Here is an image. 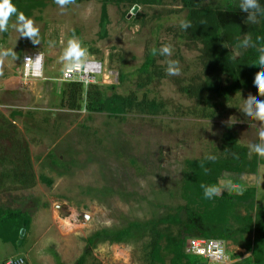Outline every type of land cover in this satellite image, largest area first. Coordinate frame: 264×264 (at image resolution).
I'll return each instance as SVG.
<instances>
[{
	"label": "rangeland",
	"instance_id": "374dc122",
	"mask_svg": "<svg viewBox=\"0 0 264 264\" xmlns=\"http://www.w3.org/2000/svg\"><path fill=\"white\" fill-rule=\"evenodd\" d=\"M241 3L205 0L204 4L224 10ZM135 6L137 14L128 19ZM187 15L180 0H89L63 7L47 1L24 18L38 29L33 38L21 34L24 20L7 17L6 30L0 32V118L27 142L36 186L0 195V206L23 210L30 221L24 239L15 244L0 242V264L12 258H24L27 264H74L97 232L122 230L131 222H154L169 209L184 205L180 194L186 162L220 156L228 129L250 157L255 145H264L260 136L264 121L245 114L247 97L264 99L256 90L222 101L212 119L202 117L203 106L183 92V87L196 85L203 76L198 60L201 47L181 38V21ZM73 38L85 51L81 60L100 62L110 74L109 85L79 88L76 109L69 108L68 96L75 84L57 82L74 62L62 59ZM165 46L169 53H163ZM247 48L243 43L230 51L239 58ZM153 49L162 76L141 88L146 77L139 70ZM31 53L43 55L44 77L25 82L23 57ZM169 67L178 71L169 74ZM93 89L106 97L135 93L139 100L160 103L162 112L118 117L90 112L87 95ZM3 169L12 168L6 164ZM253 187L257 205L264 207V166H259L257 176H225L216 196H240ZM135 237L126 244L97 241L86 264H147L148 240ZM224 243L229 263L251 257L238 244Z\"/></svg>",
	"mask_w": 264,
	"mask_h": 264
},
{
	"label": "trees",
	"instance_id": "16d2710c",
	"mask_svg": "<svg viewBox=\"0 0 264 264\" xmlns=\"http://www.w3.org/2000/svg\"><path fill=\"white\" fill-rule=\"evenodd\" d=\"M47 1L56 0H10L16 12L8 17L18 20V14H22L27 18L34 8L43 7ZM87 1L71 0L68 4ZM180 3L188 13L185 21L190 24L188 28H181V38L190 45L201 47L198 60L203 67L199 82L182 90L203 106L202 117L212 119L222 101L228 102L242 91L255 90V78L260 71L257 58L264 55V0H260V10L254 12L251 21L249 13L242 12L240 7L229 5L224 10L215 9L206 6L205 0H180ZM102 14V23L106 25L105 13ZM243 43L248 48L241 57H234L230 49ZM157 54V49H153L139 70V74L146 77V84L141 88L162 76L156 65ZM124 78L122 74L119 79L123 82ZM80 87L73 85L75 91L68 93L71 109L78 108ZM111 90L115 88L111 87ZM63 92L67 96V92ZM87 100L90 112L115 117L131 112L157 116L162 112L160 103L146 98L139 100L135 93L127 97L116 93L106 97L103 92L93 89ZM8 126V121L0 118V195L15 188L30 190L36 186L29 146L18 137L15 129ZM214 158L186 162L180 194L184 205L169 209L154 222H131L122 230L97 232L87 240L84 254L74 264H86L88 252L97 241L126 244L134 241L136 235L148 240L144 246L147 264H166L167 260L170 264H207L191 260L185 254L190 239L232 241L251 254V257L233 264H264V207L256 203V188L245 189L240 196L223 193L206 199L201 187H219L220 180L227 175L257 176L259 166H264V157L257 154L250 157L248 149L241 146L228 129L223 136L221 155ZM6 164L11 166L10 171L3 169ZM24 222L27 227L25 235L21 236ZM235 224L237 229H234ZM29 226L27 212L0 206V242L17 243L26 237ZM246 236L252 239H246ZM238 238L243 242L239 243Z\"/></svg>",
	"mask_w": 264,
	"mask_h": 264
},
{
	"label": "built area",
	"instance_id": "2783aa9c",
	"mask_svg": "<svg viewBox=\"0 0 264 264\" xmlns=\"http://www.w3.org/2000/svg\"><path fill=\"white\" fill-rule=\"evenodd\" d=\"M23 79L25 82L42 80L44 77V59L39 53H31L23 57ZM110 74L103 65L95 60L84 58L64 68L57 82L75 84L89 88L98 85H109ZM112 82V81H111ZM113 83V82H112ZM185 254L203 259L209 264H231L227 256L225 243L218 240L190 239L187 241ZM5 264H27L24 258H12Z\"/></svg>",
	"mask_w": 264,
	"mask_h": 264
},
{
	"label": "clouds",
	"instance_id": "9594fccd",
	"mask_svg": "<svg viewBox=\"0 0 264 264\" xmlns=\"http://www.w3.org/2000/svg\"><path fill=\"white\" fill-rule=\"evenodd\" d=\"M56 2L63 7L65 4L71 2V0H56ZM240 10L242 12L249 13L248 19L251 21L254 19V12L260 10V0H242L240 4ZM16 12V9L10 4V0H0V32L5 31L7 27V17ZM19 18L24 20L22 14H18ZM181 28L185 29L190 27V24L186 21H181ZM20 32L23 36L33 38L37 35L38 29L32 26L31 20H24L23 26L20 28ZM34 43L37 41H33ZM163 53H169V48L167 46L163 47ZM5 55H13L12 52H7ZM85 55L84 49L81 48L80 43L76 39H69L66 49L63 52L62 59L68 60L71 58L72 61L79 62L81 58ZM257 64L259 72L255 78L254 87L259 96L264 97V55H260L257 58ZM172 67H169V74H175ZM246 105L245 114L247 116H254L255 118L264 121V99L254 100L251 96L247 97L244 101ZM261 137H264V131L260 133ZM255 154L260 157H264V145L257 144L252 149ZM215 159L214 157H206V159ZM203 188V195L206 199H211L213 196L218 195L220 189L216 186H205L201 185ZM228 190H232L231 182H228Z\"/></svg>",
	"mask_w": 264,
	"mask_h": 264
},
{
	"label": "water",
	"instance_id": "95a60500",
	"mask_svg": "<svg viewBox=\"0 0 264 264\" xmlns=\"http://www.w3.org/2000/svg\"><path fill=\"white\" fill-rule=\"evenodd\" d=\"M138 10H139V7L135 6V7L132 9L131 13L128 15V19L131 18L133 15H136L137 12H138ZM26 226H27V222H24L23 230L21 231V236H24Z\"/></svg>",
	"mask_w": 264,
	"mask_h": 264
}]
</instances>
